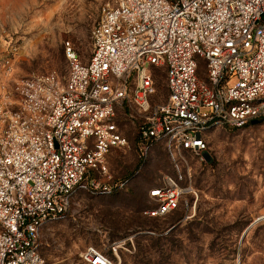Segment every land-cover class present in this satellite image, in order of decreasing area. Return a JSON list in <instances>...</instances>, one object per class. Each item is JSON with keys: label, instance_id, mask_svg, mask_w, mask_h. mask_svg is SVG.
<instances>
[{"label": "built area", "instance_id": "built-area-1", "mask_svg": "<svg viewBox=\"0 0 264 264\" xmlns=\"http://www.w3.org/2000/svg\"><path fill=\"white\" fill-rule=\"evenodd\" d=\"M91 38L86 62L67 44L65 76L8 78L3 86L0 264H49L42 233L74 195H110L128 185L112 180L108 165L114 150L130 145L118 110L141 119V158L163 143L178 163L177 175L149 190V218L174 213L194 193L182 183L180 162L208 150L209 131L264 120V0H109ZM14 55H5L8 77ZM160 69L168 96L158 102ZM120 247L91 245L65 264H120Z\"/></svg>", "mask_w": 264, "mask_h": 264}, {"label": "rangeland", "instance_id": "rangeland-1", "mask_svg": "<svg viewBox=\"0 0 264 264\" xmlns=\"http://www.w3.org/2000/svg\"><path fill=\"white\" fill-rule=\"evenodd\" d=\"M107 1L0 0V101L8 78L65 76L69 42L88 61L91 33ZM11 50L8 77L4 59ZM158 72L154 98L160 102L168 90L164 69ZM127 114L118 110L116 121L130 145L114 150L108 165L112 180L130 178L129 185L110 195L76 193L67 213L42 233L46 261L65 264L88 246L110 252L119 242L120 264H264V123L209 131L208 150L187 152L180 162L182 183L194 193L173 214L152 219L144 215L149 190L165 175H177L178 163L163 143L141 158V119Z\"/></svg>", "mask_w": 264, "mask_h": 264}, {"label": "trees", "instance_id": "trees-1", "mask_svg": "<svg viewBox=\"0 0 264 264\" xmlns=\"http://www.w3.org/2000/svg\"><path fill=\"white\" fill-rule=\"evenodd\" d=\"M158 72V71H157ZM158 74H159V72H158ZM126 110V112L128 113L127 115H129V110L126 108L125 109ZM259 123H264V120H260L259 121ZM249 125V124H248ZM247 125V126H248ZM226 128H230V127H226ZM231 129H241V128H231ZM118 150V149H117ZM124 179H126V180H128L129 182H128V185H129V183H130V181H131V179L130 178H124ZM176 212V211H175ZM173 214V213H172ZM170 215V214H169ZM146 216V215H145ZM146 217H148V216H146ZM152 219H156V218H152Z\"/></svg>", "mask_w": 264, "mask_h": 264}, {"label": "water", "instance_id": "water-1", "mask_svg": "<svg viewBox=\"0 0 264 264\" xmlns=\"http://www.w3.org/2000/svg\"><path fill=\"white\" fill-rule=\"evenodd\" d=\"M259 123V120H253L251 124H257Z\"/></svg>", "mask_w": 264, "mask_h": 264}]
</instances>
